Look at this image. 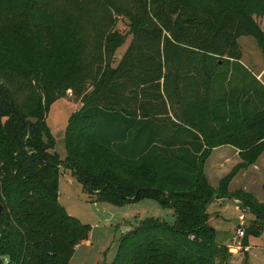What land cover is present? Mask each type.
Wrapping results in <instances>:
<instances>
[{
    "label": "trees",
    "instance_id": "16d2710c",
    "mask_svg": "<svg viewBox=\"0 0 264 264\" xmlns=\"http://www.w3.org/2000/svg\"><path fill=\"white\" fill-rule=\"evenodd\" d=\"M120 13L131 46L113 66L126 40L114 29ZM255 18L264 0H0V264H69L88 240L89 226L58 201L65 169L98 202L150 198L174 211L173 225L151 218L123 234L110 264H225L206 212L218 199L239 201L255 217L247 232L260 235L264 205L229 183L264 153V96L255 92L260 107L249 114L222 112L216 97L241 59L238 39L253 37L264 54ZM88 84L90 103L68 118L62 161L47 111ZM223 145L241 162L213 188L204 165ZM142 170L148 182L123 178Z\"/></svg>",
    "mask_w": 264,
    "mask_h": 264
},
{
    "label": "rangeland",
    "instance_id": "374dc122",
    "mask_svg": "<svg viewBox=\"0 0 264 264\" xmlns=\"http://www.w3.org/2000/svg\"><path fill=\"white\" fill-rule=\"evenodd\" d=\"M127 1L132 2V0ZM120 14L114 18V29L121 35H125L126 40L116 50L113 66L123 59L131 46V36L128 34L130 20L122 13ZM255 22L264 32V18H255ZM239 45L247 62H264V54L253 37H241ZM90 90L91 87L88 84V90L84 95L73 94L71 98L65 96L51 105L47 111L46 123L53 139V151L62 161L67 155L65 132L68 118L90 103ZM88 157L92 163H96L98 158L95 153H89ZM114 168L116 174H120V169ZM261 172L264 176L262 167ZM125 173L123 178L129 183L148 182L152 177V173L148 170L126 171ZM162 188L166 189V187ZM58 194L59 204L66 212L89 226L88 240L76 246L69 264H110L117 254L121 236L142 221L155 218L170 225L176 222V216L170 207L161 205L158 201L150 198H141L122 206L98 202L96 196L90 194L68 169L61 171L59 175ZM262 204L264 205V203ZM206 212L209 216L208 224L216 231L217 243L230 245L238 230H243L245 233L240 240L245 246H249L250 252L232 253L228 249L229 246H226L228 255L225 258V264H241L245 259L251 260L250 264H264V222L261 223L262 232L260 235L255 236L248 233V228L255 220L254 215L243 209L240 203L230 199L211 202L207 206Z\"/></svg>",
    "mask_w": 264,
    "mask_h": 264
},
{
    "label": "crops",
    "instance_id": "0c3cea01",
    "mask_svg": "<svg viewBox=\"0 0 264 264\" xmlns=\"http://www.w3.org/2000/svg\"><path fill=\"white\" fill-rule=\"evenodd\" d=\"M240 39H238V44ZM227 71V79L221 85H218L216 95L218 98L217 105H221L222 112L249 114L260 107V99L255 97V92L260 93L261 97L264 96L262 91V88L264 89V62H247L241 50L240 61L238 64L231 63ZM222 100L234 101L232 107L229 104L224 107ZM240 162L239 151L232 146L223 145L214 148L204 165V174L211 187L217 188L220 180ZM261 167L264 168V153L253 165L237 173L229 183V190L231 192L242 190L253 195L260 203H264V176H262ZM223 200L225 199H218L213 202ZM233 202L240 203L234 200ZM235 238L231 241L233 242ZM218 244L230 246L225 243ZM248 252H250V249ZM249 261V263H252L251 260Z\"/></svg>",
    "mask_w": 264,
    "mask_h": 264
},
{
    "label": "built area",
    "instance_id": "2783aa9c",
    "mask_svg": "<svg viewBox=\"0 0 264 264\" xmlns=\"http://www.w3.org/2000/svg\"><path fill=\"white\" fill-rule=\"evenodd\" d=\"M72 91H67L66 92V97L71 98ZM244 236V231L243 230H238L236 238L233 240L232 244L228 247L229 251L232 253H239V252H248L249 251V246H245L242 241L240 240Z\"/></svg>",
    "mask_w": 264,
    "mask_h": 264
},
{
    "label": "water",
    "instance_id": "95a60500",
    "mask_svg": "<svg viewBox=\"0 0 264 264\" xmlns=\"http://www.w3.org/2000/svg\"><path fill=\"white\" fill-rule=\"evenodd\" d=\"M11 107H12L13 113H14L15 115L18 116V118L20 119V121L22 122V124L27 128V130H29V127H28L27 123L25 122V120H24L22 117L19 116L17 110H16L15 107L13 106V102H12V101H11ZM26 139H27V138H26ZM162 195L164 196L165 194L162 193ZM122 198H123V197H122ZM135 199H136V195H135L133 198L129 199V200L133 201V200H135ZM234 201H236V200H234ZM1 211H2V206L0 205V214H1Z\"/></svg>",
    "mask_w": 264,
    "mask_h": 264
}]
</instances>
